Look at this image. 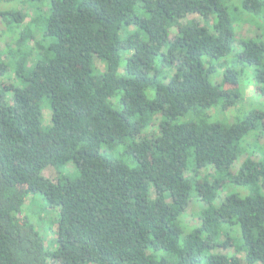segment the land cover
I'll use <instances>...</instances> for the list:
<instances>
[{
	"label": "trees",
	"instance_id": "1",
	"mask_svg": "<svg viewBox=\"0 0 264 264\" xmlns=\"http://www.w3.org/2000/svg\"><path fill=\"white\" fill-rule=\"evenodd\" d=\"M29 1L28 25L0 13L20 47L40 36L30 63L33 49L0 54V78L13 66L21 83H0V264H264V160L251 159L264 113L210 116L236 106L222 87L244 71L264 96V40L235 45L232 28L233 12L260 28L264 0ZM192 14L203 24L180 23ZM35 194L57 210L53 251L21 218ZM231 246L245 257L215 252Z\"/></svg>",
	"mask_w": 264,
	"mask_h": 264
},
{
	"label": "rangeland",
	"instance_id": "2",
	"mask_svg": "<svg viewBox=\"0 0 264 264\" xmlns=\"http://www.w3.org/2000/svg\"><path fill=\"white\" fill-rule=\"evenodd\" d=\"M10 11H17L21 13L22 15H25V20L23 25H28L30 22L31 17L33 16V7L29 0H0V13H6ZM233 22H232V28L235 36V45H237L236 41L238 42L240 39L245 38H257L258 36L262 37L264 40V23L260 22L258 28L255 24L249 23V22H241L239 21L241 18L233 12ZM6 15L2 16L0 15V54H4L8 59V51H6L8 48L10 50H27V49H33L35 46V40L40 39V36L38 32L34 31V38L29 39L25 42V47H20L16 41L13 39V34L7 32V29L5 28L6 25ZM196 20L200 24H203V21L201 17H199L196 14H192L187 16L185 19H182L180 23H186L188 20ZM22 25V26H23ZM127 31L132 30V27H129L126 29ZM124 30V31H126ZM124 34V32H122ZM122 34V36H123ZM176 35V29H172L170 31V39H173V37ZM36 54V50H34L30 57L28 56L29 63L34 60V56ZM11 58V55H9V60ZM11 63V62H10ZM125 61L124 56L120 55V68L122 69L124 67ZM15 65V64H14ZM220 70L221 68L218 67ZM13 66L10 67V69L7 70L4 77L0 78V83L3 84V86L6 87H12L16 85H21L19 83L17 77L15 76ZM214 83L218 84L220 83L221 76H215L214 77ZM238 86L236 85H224L222 88L225 92V94L230 96L236 97V106L230 107L227 110H220L219 115L210 114L212 120H217L224 123H231L236 120L242 119V117L245 115V113H249L251 111L260 112L262 111L264 113V96H262L260 91H258L257 86L255 84L254 79H252V71L248 70V72H243L242 76L239 79ZM212 113H216L217 110L213 109L211 110ZM261 113V112H260ZM213 115V116H212ZM157 121V120H155ZM263 125L261 126L260 132L258 135H254L252 137V141L254 139L258 142V145H260L261 150H257L255 156L249 157L248 154H244L240 157V159L237 161V163L232 168V173L236 174L239 172V169L242 166V163L246 158H251L253 161H261L264 160V114H263ZM50 125V110L45 107L43 110V127H47ZM157 126L156 123H154L150 128L145 130L144 134L146 137H149L152 133H156ZM254 134V133H253ZM119 151H122V149ZM125 161L129 164V166H136L137 164L129 159L125 158L123 156ZM67 171L69 172V176L72 177L73 175L76 176V169L73 164H68L66 166ZM207 173V172H203ZM212 173V172H210ZM43 175L51 180L52 182H56L59 178V175L55 172V170L52 167H47ZM226 195V191L223 190L221 192V198H223ZM203 204L196 198L191 199L189 206L181 217V226L184 229V233H189L194 226L197 225V219L196 216L202 211ZM25 218L29 220L31 224L34 225L35 229L38 231L41 239L43 240V243L45 247L49 251H53L56 249V220H57V210L50 208L46 205L45 201L43 200L42 196L40 194L31 195L26 198L25 204H24V213L21 218ZM217 253H226L229 255H235L236 257L243 259L245 257V251L244 249L237 248V251L233 246L229 247L228 249H218L215 250ZM48 264H55L52 260L48 261ZM201 264H206L205 259L202 261Z\"/></svg>",
	"mask_w": 264,
	"mask_h": 264
}]
</instances>
